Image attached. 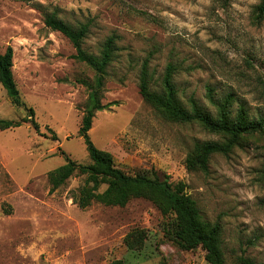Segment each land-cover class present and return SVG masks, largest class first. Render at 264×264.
I'll use <instances>...</instances> for the list:
<instances>
[{"label": "rangeland", "instance_id": "rangeland-1", "mask_svg": "<svg viewBox=\"0 0 264 264\" xmlns=\"http://www.w3.org/2000/svg\"><path fill=\"white\" fill-rule=\"evenodd\" d=\"M262 0H0V52L14 50L13 73L22 106L0 84V119L15 122L35 112L36 130H0V264H209L206 253L182 248L174 215L151 200L125 208L94 203L81 209L71 191L74 177L52 191L49 174L65 155L89 165L79 136L95 72L75 60L69 39L46 27L45 16L77 27L89 25L83 49L99 57L109 38L116 51L103 104L90 137L128 174L156 171L185 183L204 220L222 226L225 264L248 258L264 264V20ZM147 62L152 88L163 90L170 66L178 98L196 102L212 117L217 103L233 99L230 117L242 107L261 131L245 137L229 156L214 155L209 172L189 171L195 146L224 141L198 123L165 118L140 93ZM104 189V188H103ZM102 189V190H103Z\"/></svg>", "mask_w": 264, "mask_h": 264}, {"label": "trees", "instance_id": "trees-1", "mask_svg": "<svg viewBox=\"0 0 264 264\" xmlns=\"http://www.w3.org/2000/svg\"><path fill=\"white\" fill-rule=\"evenodd\" d=\"M256 20H264V0L256 7ZM45 25L69 39L76 50L73 58L85 63L95 72L93 82H82L89 90V95L79 130V136L85 141L92 163L79 164L63 153L66 164L49 174L51 190H58L66 185L68 180L78 176L83 178V185L70 194L73 203L81 209H87L94 203L125 208L134 199L151 200L165 215H174L177 222L176 237L182 248L195 250L201 247L209 264H225L221 241L222 226L219 222L210 223L204 220L197 202L188 195L185 183L174 184L167 174L160 175L156 171L128 174L117 168L113 156L100 150L90 137L97 113L107 109L103 104L104 89L109 75L108 69L114 60L117 38H109L101 55L96 57L87 54L83 49V43L89 34L88 24L74 27L52 13L45 16ZM13 60L12 47H8L3 54L0 52V84L13 105L21 107L23 102L13 73ZM174 72V68L170 66L162 81L163 90L157 92L152 88L149 66L145 62L140 75L141 96L168 120L182 124L198 123L208 132L223 137L222 142L208 141L197 144L187 159L189 171L208 173L214 155L229 156L236 147L241 146L245 137L260 132L262 125L260 122L251 121L244 107L240 109L237 117L232 119L229 111L232 96L225 102L217 103L210 95L211 102L219 111L217 118L205 112L196 102H192L191 109H187L178 98ZM29 114L27 120L20 122L0 119V130L17 129L28 121L39 130L34 120V110L29 109ZM240 263L257 264L248 258H241Z\"/></svg>", "mask_w": 264, "mask_h": 264}]
</instances>
